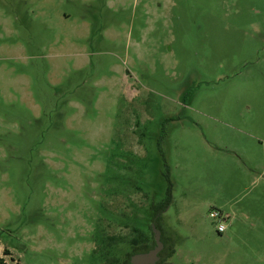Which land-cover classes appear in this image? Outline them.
<instances>
[{"label": "rangeland", "instance_id": "rangeland-1", "mask_svg": "<svg viewBox=\"0 0 264 264\" xmlns=\"http://www.w3.org/2000/svg\"><path fill=\"white\" fill-rule=\"evenodd\" d=\"M259 155L264 0H0L8 264H126L169 180L165 264H264Z\"/></svg>", "mask_w": 264, "mask_h": 264}, {"label": "trees", "instance_id": "trees-1", "mask_svg": "<svg viewBox=\"0 0 264 264\" xmlns=\"http://www.w3.org/2000/svg\"><path fill=\"white\" fill-rule=\"evenodd\" d=\"M169 183H170V187L168 188V197L166 201L164 202V204L161 206H156L154 204L152 205L154 208L153 221H155L157 226L159 227L160 225L158 224V220H159L160 214L170 205L171 200H172V182L169 180ZM152 234H153V231H152ZM107 239L112 244L117 243V241L119 240L117 236H109ZM162 240L164 242V248L160 251L159 253L160 260L156 264H165L167 259L175 253L174 245L164 240L163 233H162ZM132 244H133V250L128 254V258L125 260L126 264H131L130 258L132 254H135L138 252H146V251H149L151 248H153L155 246L154 236L152 237L151 242H149L146 239L144 240V238L142 237V234H139L132 239ZM8 254H11V252L6 249L4 252V255H8ZM113 261L115 262L116 259H114ZM0 264H8V261L5 258V256H0ZM15 264H19V263H15Z\"/></svg>", "mask_w": 264, "mask_h": 264}, {"label": "water", "instance_id": "water-1", "mask_svg": "<svg viewBox=\"0 0 264 264\" xmlns=\"http://www.w3.org/2000/svg\"><path fill=\"white\" fill-rule=\"evenodd\" d=\"M153 236L155 240V246L146 252H138L131 255V264H156L160 260L159 253L164 248V242L162 240V230L153 221L151 224Z\"/></svg>", "mask_w": 264, "mask_h": 264}, {"label": "crops", "instance_id": "crops-1", "mask_svg": "<svg viewBox=\"0 0 264 264\" xmlns=\"http://www.w3.org/2000/svg\"><path fill=\"white\" fill-rule=\"evenodd\" d=\"M258 147L260 148V144L257 145V148ZM259 159H264V155H262V156L259 155L258 157H255V159L253 160L254 165L252 166L253 167L252 169L256 171V173H254L255 178L257 180L259 179V181L262 180V183L264 184V167L263 168L261 167V169H258L260 167H258V165H256ZM245 214H246L245 215L246 218H249L252 220L253 226H259L261 224L260 222L264 223L263 222L264 221L263 215L259 212V210H257V213L246 212ZM230 218H231V216H230ZM247 243H248V245H251V248H255V245H259V243H264V237L256 235L250 241L247 240Z\"/></svg>", "mask_w": 264, "mask_h": 264}, {"label": "built area", "instance_id": "built-area-1", "mask_svg": "<svg viewBox=\"0 0 264 264\" xmlns=\"http://www.w3.org/2000/svg\"><path fill=\"white\" fill-rule=\"evenodd\" d=\"M210 215L213 217V218H217L218 219V222H217V225H216V228L218 230L219 233H223L227 230V221L229 220V216L228 215H225L223 214L222 211L218 210V209H214L210 212Z\"/></svg>", "mask_w": 264, "mask_h": 264}]
</instances>
